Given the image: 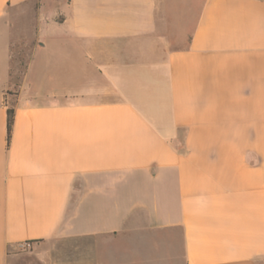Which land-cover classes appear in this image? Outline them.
Listing matches in <instances>:
<instances>
[{
  "label": "crops",
  "instance_id": "obj_1",
  "mask_svg": "<svg viewBox=\"0 0 264 264\" xmlns=\"http://www.w3.org/2000/svg\"><path fill=\"white\" fill-rule=\"evenodd\" d=\"M0 264H264V0H0Z\"/></svg>",
  "mask_w": 264,
  "mask_h": 264
},
{
  "label": "rangeland",
  "instance_id": "obj_2",
  "mask_svg": "<svg viewBox=\"0 0 264 264\" xmlns=\"http://www.w3.org/2000/svg\"><path fill=\"white\" fill-rule=\"evenodd\" d=\"M56 1L49 0V6H55ZM35 19L34 10H29L27 13L20 12L13 21V24L19 25L18 34L23 38V45L13 49V53L16 56V69L18 73L22 71L30 54V36L34 33Z\"/></svg>",
  "mask_w": 264,
  "mask_h": 264
},
{
  "label": "trees",
  "instance_id": "obj_3",
  "mask_svg": "<svg viewBox=\"0 0 264 264\" xmlns=\"http://www.w3.org/2000/svg\"><path fill=\"white\" fill-rule=\"evenodd\" d=\"M14 121V106L9 104L6 110V131H7V141L10 140L11 129Z\"/></svg>",
  "mask_w": 264,
  "mask_h": 264
}]
</instances>
